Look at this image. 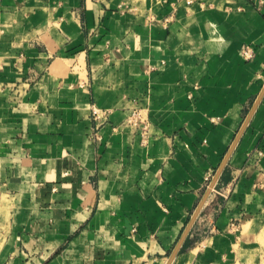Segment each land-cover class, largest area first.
<instances>
[{"label": "crops", "instance_id": "1", "mask_svg": "<svg viewBox=\"0 0 264 264\" xmlns=\"http://www.w3.org/2000/svg\"><path fill=\"white\" fill-rule=\"evenodd\" d=\"M263 88L264 0H0V264H167ZM171 264H264V93Z\"/></svg>", "mask_w": 264, "mask_h": 264}, {"label": "water", "instance_id": "2", "mask_svg": "<svg viewBox=\"0 0 264 264\" xmlns=\"http://www.w3.org/2000/svg\"><path fill=\"white\" fill-rule=\"evenodd\" d=\"M263 93H264V88L262 89L261 93L259 94V96H258L257 99L255 100V102H254V104H253V106H252V108H251V110H250L248 116H247L246 119H245V122L243 123L241 129L239 130V132H238V134H237V136H236V138H235L233 144L231 145L229 151L227 152V154H226V156H225V158H224L222 164L220 165V167H219V169L217 170V172H216V174H215L213 180L210 182V184H209V186H208L206 192L204 193V195H203L201 201L199 202L198 206L196 207L194 213L192 214V216H191V218H190V220H189V222H188V224H187V226H186L184 232L182 233V235H181V237H180V239H179V241H178V243H177V245H176L174 251L172 252V254H171V256H170V259H169V262H168L167 264H171V262L173 261V259H174L175 256L177 255L178 251L180 250V248H181V246H182L184 240H185L186 237L188 236V234H189V232H190V230H191L193 224L195 223V221H196V219H197V217H198V215H199V213H200V211H201V209H202L204 203L206 202V200H207L209 194L211 193V190H212V189L215 187V185L217 184V181H218V179H219V177H220V175H221V173H222L224 167L226 166V164H227V162H228V160H229V158H230V156H231V154H232L234 148L236 147V145H237V143H238V141H239V139H240V137H241V135H242V133H243L245 127H246L247 124L249 123V120L251 119V116H252L253 112L255 111L256 107L258 106V104H259V102H260V100H261V97H262Z\"/></svg>", "mask_w": 264, "mask_h": 264}, {"label": "built area", "instance_id": "3", "mask_svg": "<svg viewBox=\"0 0 264 264\" xmlns=\"http://www.w3.org/2000/svg\"><path fill=\"white\" fill-rule=\"evenodd\" d=\"M191 1L192 0H188V2H191ZM243 52L247 58L253 57V52L249 47L245 48ZM92 113L95 117H99L101 111L98 107L93 105L92 106ZM3 192H4V184L2 182H0V197L2 196Z\"/></svg>", "mask_w": 264, "mask_h": 264}, {"label": "rangeland", "instance_id": "4", "mask_svg": "<svg viewBox=\"0 0 264 264\" xmlns=\"http://www.w3.org/2000/svg\"><path fill=\"white\" fill-rule=\"evenodd\" d=\"M4 196V195H3Z\"/></svg>", "mask_w": 264, "mask_h": 264}]
</instances>
